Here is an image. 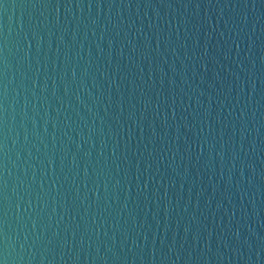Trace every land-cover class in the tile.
Instances as JSON below:
<instances>
[{
    "label": "water",
    "instance_id": "water-1",
    "mask_svg": "<svg viewBox=\"0 0 264 264\" xmlns=\"http://www.w3.org/2000/svg\"><path fill=\"white\" fill-rule=\"evenodd\" d=\"M0 264H264V0H0Z\"/></svg>",
    "mask_w": 264,
    "mask_h": 264
}]
</instances>
